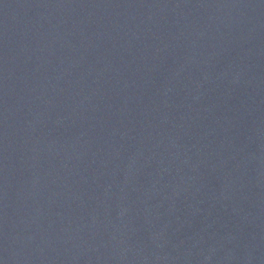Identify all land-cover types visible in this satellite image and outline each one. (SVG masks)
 <instances>
[{"label": "water", "instance_id": "95a60500", "mask_svg": "<svg viewBox=\"0 0 264 264\" xmlns=\"http://www.w3.org/2000/svg\"><path fill=\"white\" fill-rule=\"evenodd\" d=\"M0 264H264V0H0Z\"/></svg>", "mask_w": 264, "mask_h": 264}]
</instances>
